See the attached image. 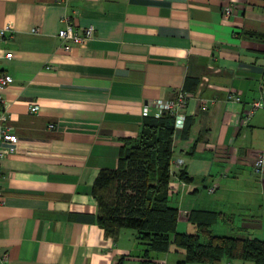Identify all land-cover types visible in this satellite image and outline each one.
Segmentation results:
<instances>
[{
	"label": "crops",
	"instance_id": "0c3cea01",
	"mask_svg": "<svg viewBox=\"0 0 264 264\" xmlns=\"http://www.w3.org/2000/svg\"><path fill=\"white\" fill-rule=\"evenodd\" d=\"M66 22L93 36L64 51ZM7 24L0 112L18 143L0 160V264H179L173 245L155 252L133 229L106 233L93 197L99 173L137 140L146 102L178 91L193 96L172 144L177 230L194 231L190 211H212L224 215L215 234L264 239V172L252 171L264 107L244 120L253 101L264 105V0H0Z\"/></svg>",
	"mask_w": 264,
	"mask_h": 264
},
{
	"label": "trees",
	"instance_id": "16d2710c",
	"mask_svg": "<svg viewBox=\"0 0 264 264\" xmlns=\"http://www.w3.org/2000/svg\"><path fill=\"white\" fill-rule=\"evenodd\" d=\"M186 130L184 123L182 136ZM173 137L172 117L145 118L137 140L124 149L118 168L101 171L94 183L98 225L111 235L121 228L133 229L151 251L166 253L173 245L184 254L179 264H220L222 260L264 264V239L213 232V225L224 218L222 213L192 210L187 221L194 231L177 230L178 209L169 205L168 195ZM179 178L188 181L182 171ZM247 228L243 224L239 230Z\"/></svg>",
	"mask_w": 264,
	"mask_h": 264
},
{
	"label": "built area",
	"instance_id": "2783aa9c",
	"mask_svg": "<svg viewBox=\"0 0 264 264\" xmlns=\"http://www.w3.org/2000/svg\"><path fill=\"white\" fill-rule=\"evenodd\" d=\"M234 10L232 6H227L222 9V15L227 18L229 15L233 14ZM13 32L12 26L7 24L0 27V39L11 35ZM94 27L88 25L83 28H77L69 22L65 23V26L57 32V38L63 42L61 48L68 52L71 50V44H81L84 41L90 39L93 36ZM5 58H11V51H6L4 54ZM11 80V76L5 73L0 74V102L2 101L1 91L4 89L5 85ZM261 91L264 92V80L261 82ZM192 94L178 91L173 97L168 99L156 98L151 99L146 102L142 107V115L144 117H161L162 115H168L173 118L174 135L182 131L186 119V111L188 103L192 98ZM235 100H239L237 97L230 96ZM264 105L262 101L255 100L250 104L249 110L245 117L247 121L258 108H263ZM30 112H36L37 107L31 106ZM9 115L6 110L0 112V160L5 158L14 152L15 147L18 143V138L15 133L10 130L9 125L6 123L8 121ZM50 128L53 125L49 126ZM181 164V160L172 159L170 161V168L175 169ZM252 171L254 174L260 176L264 172V151H261L258 156L252 162ZM1 175V168H0ZM208 193H212L215 190V186L208 187ZM2 190L0 186V202H1ZM1 260H6V255L1 256Z\"/></svg>",
	"mask_w": 264,
	"mask_h": 264
},
{
	"label": "rangeland",
	"instance_id": "374dc122",
	"mask_svg": "<svg viewBox=\"0 0 264 264\" xmlns=\"http://www.w3.org/2000/svg\"><path fill=\"white\" fill-rule=\"evenodd\" d=\"M229 234V233H228ZM233 234H236V233H232V232H230V234L229 235H233ZM236 235H238V234H236ZM179 253H181V252H179ZM176 255H178V252H175L174 250H171L170 251V256H173V257H175ZM224 261L225 260H222V262L220 263V264H223L224 263ZM166 264V263H165ZM224 264H226V261H225V263Z\"/></svg>",
	"mask_w": 264,
	"mask_h": 264
}]
</instances>
